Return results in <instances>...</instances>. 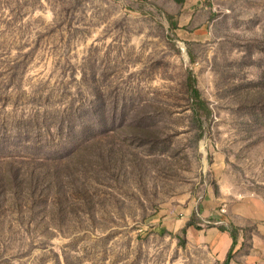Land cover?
<instances>
[{
    "label": "rangeland",
    "instance_id": "obj_1",
    "mask_svg": "<svg viewBox=\"0 0 264 264\" xmlns=\"http://www.w3.org/2000/svg\"><path fill=\"white\" fill-rule=\"evenodd\" d=\"M211 1L0 0V157L54 170L0 198V264L264 261V0Z\"/></svg>",
    "mask_w": 264,
    "mask_h": 264
},
{
    "label": "trees",
    "instance_id": "obj_2",
    "mask_svg": "<svg viewBox=\"0 0 264 264\" xmlns=\"http://www.w3.org/2000/svg\"><path fill=\"white\" fill-rule=\"evenodd\" d=\"M182 1L183 0H177V2ZM184 85L191 102V108L196 114H198V109L201 105L205 104V100L201 96V92L197 86L196 77L191 70L187 71ZM0 158L7 159L2 162V168L0 169V198L6 196V192H9V194L13 196L16 195L17 198L18 195L23 198H30L35 196L36 192H38V187L44 188L43 185H40L41 179L48 178L54 180V170L49 167L45 168V172L41 177L36 175L34 171H27L19 167L15 156L6 155L5 157ZM11 187L15 189V194L10 193ZM21 191L23 192L22 194L20 193ZM189 225L190 223L187 222L186 226ZM232 255V251L229 249L222 264H229Z\"/></svg>",
    "mask_w": 264,
    "mask_h": 264
},
{
    "label": "crops",
    "instance_id": "obj_3",
    "mask_svg": "<svg viewBox=\"0 0 264 264\" xmlns=\"http://www.w3.org/2000/svg\"><path fill=\"white\" fill-rule=\"evenodd\" d=\"M208 1L210 2L211 0H183L182 2H178L179 4L183 5V10H185V12L183 13V18L179 20L178 26L185 24L187 25L192 21L195 23V25L192 26L188 25L187 26L188 30L178 29L179 33L180 31H182V33L184 32L207 33L206 24H202L199 27H197L199 24L196 23L198 22V16H200L201 21L204 22L205 21L204 17L209 16L211 12L215 10L212 1L210 3ZM189 7H195L196 9H193L191 11H186V8ZM222 249H224V247ZM229 264H246V263H240L234 260L233 258H231ZM261 264H264V261Z\"/></svg>",
    "mask_w": 264,
    "mask_h": 264
}]
</instances>
